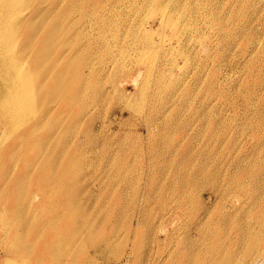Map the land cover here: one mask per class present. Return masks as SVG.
Segmentation results:
<instances>
[{
    "label": "rangeland",
    "instance_id": "374dc122",
    "mask_svg": "<svg viewBox=\"0 0 264 264\" xmlns=\"http://www.w3.org/2000/svg\"><path fill=\"white\" fill-rule=\"evenodd\" d=\"M0 90V264H264V0H0Z\"/></svg>",
    "mask_w": 264,
    "mask_h": 264
},
{
    "label": "bare ground",
    "instance_id": "6f19581e",
    "mask_svg": "<svg viewBox=\"0 0 264 264\" xmlns=\"http://www.w3.org/2000/svg\"><path fill=\"white\" fill-rule=\"evenodd\" d=\"M14 29V28H13ZM18 30V29H17ZM19 81V80H18ZM7 83V82H6ZM100 83V82H99ZM12 90V89H11ZM1 95H2V90H0V97H1ZM11 95V94H10ZM5 97V96H4ZM20 97H22V95H20ZM101 98V97H100ZM0 99H2V97L0 98ZM7 100H8V98H7ZM12 100V99H11ZM6 101V100H5ZM4 100H3V102H5ZM20 101V100H19ZM8 102L6 101V104H7ZM13 103V102H12ZM9 104V103H8ZM20 106V105H19ZM21 118H22V116H21ZM24 122V121H23ZM22 122V123H23ZM19 125V124H18ZM26 125V124H25ZM23 127V126H22ZM73 128V127H72ZM73 130V129H72ZM67 144V143H66ZM239 208V207H238ZM231 213V212H230ZM227 214V213H226ZM225 214V215H226ZM232 214V213H231ZM202 215V214H201ZM224 215V216H225ZM228 217H229V215H228ZM221 220H223V219H221ZM223 224V223H222ZM185 235V234H184ZM184 237V236H183ZM191 238V237H190ZM189 240V239H188ZM243 240V239H242ZM93 252V251H92ZM239 256V255H238ZM253 256V255H252ZM261 259V258H260ZM219 260V259H218ZM259 260V259H258ZM248 264V263H247Z\"/></svg>",
    "mask_w": 264,
    "mask_h": 264
}]
</instances>
